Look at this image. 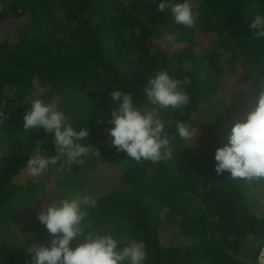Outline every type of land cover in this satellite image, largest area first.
Masks as SVG:
<instances>
[{
    "label": "trees",
    "instance_id": "trees-1",
    "mask_svg": "<svg viewBox=\"0 0 264 264\" xmlns=\"http://www.w3.org/2000/svg\"><path fill=\"white\" fill-rule=\"evenodd\" d=\"M191 3L199 16L188 28L160 11L156 0H0V264H29L23 246L15 245V226L28 216L25 240L33 247L44 245L51 237L38 215L78 192L58 179L54 190H37L46 193L43 197L32 203L25 199L27 207H40L34 215L8 203L24 191L15 179L27 169L37 144L43 142L45 155H56L51 134L24 129L23 117L36 98L55 104L77 129L87 127L85 143L99 151L71 171H58L59 164L47 170L49 177L85 170L94 175L84 194L97 206L87 209L85 231L93 227L112 234L127 227L130 236L122 242L144 241L146 264H255L264 245V185L232 180L228 173L218 176L214 155L264 87V40L250 28L255 15H264V0ZM10 28H17L15 35L2 40ZM226 56L228 67L222 64ZM159 71L189 81L183 87L190 103L158 109L172 157L136 162L112 146L110 92L122 89L138 107L152 110L145 88ZM252 82L256 85L248 87ZM231 84L236 89L224 94ZM209 90L212 103L204 97ZM12 105L17 109L10 113ZM179 121L198 128L197 137L180 139ZM169 161L174 167H168ZM106 173L120 176L119 187L102 194ZM187 196L201 202L200 216L189 212ZM163 225L179 237L177 244H161Z\"/></svg>",
    "mask_w": 264,
    "mask_h": 264
},
{
    "label": "clouds",
    "instance_id": "clouds-1",
    "mask_svg": "<svg viewBox=\"0 0 264 264\" xmlns=\"http://www.w3.org/2000/svg\"><path fill=\"white\" fill-rule=\"evenodd\" d=\"M160 11L171 14L173 22L192 28L199 12L194 11L191 0H156ZM256 39L264 40V15L257 14L250 23ZM174 39V37H170ZM180 80L167 71H159L149 78L145 94L152 110L138 107L131 94L122 89L110 92L114 105L112 127L108 130L112 146L126 153L136 162L148 160L159 163L172 157L171 139L158 109H181L190 103V97ZM3 114H0V118ZM24 129H43L51 134L56 155H45L43 142H39L29 157L26 168L31 177H40L50 166L60 165L58 171H71L73 165H84L99 151L85 143L89 136L87 127L73 126L72 120L55 104L35 99L24 117ZM2 122V121H0ZM199 129L179 121L176 135L182 140L197 137ZM215 172L218 176L229 174L232 180L264 185V87L255 103L235 121L228 131L226 142L215 151ZM96 200L76 192L58 203H52L38 215L51 239L42 246L30 248L31 264H146L147 246L142 240L123 243L114 235L100 232L85 233L87 209L95 208ZM81 242L73 247L76 240ZM255 264H264V245L260 246Z\"/></svg>",
    "mask_w": 264,
    "mask_h": 264
},
{
    "label": "rangeland",
    "instance_id": "rangeland-1",
    "mask_svg": "<svg viewBox=\"0 0 264 264\" xmlns=\"http://www.w3.org/2000/svg\"><path fill=\"white\" fill-rule=\"evenodd\" d=\"M16 26H18V25H16ZM16 29L10 28L6 33H4V35H2L1 39L3 40L4 38L6 39L9 36L15 35ZM200 45L202 47V41L201 40H200ZM204 47L206 48L205 49L206 51H210V49H212V45H210V46L204 45ZM226 58L228 60L230 58V56H226L225 58L223 57L222 64L225 67H228V65L226 64ZM207 72H208V74L210 73V75H214L213 72H211L210 70H207ZM255 85H256V82L248 83V87H250V88L252 86H255ZM236 87H234L232 84L228 85V87L226 88L227 90L224 92V94L227 91H233L234 89H236ZM217 89H218V87L216 86L213 90L215 91ZM213 90H209L204 96L206 98V101H209V103H212L215 99L212 96L210 97V94L212 93ZM237 91H238V89H237ZM240 95L243 99H245V93L241 92ZM233 99H234L233 97H230V100H231L230 103H232ZM223 102H227V99H226V101H223ZM14 107H15V105H12L7 110L10 113H12V111H15L17 109L16 107L15 108ZM13 108H14V110H13ZM0 134L2 135L3 132ZM168 167H174V164L169 161ZM61 173L63 175L58 174L57 176L53 177L50 174V177H49V172L46 170L45 173L43 175H41L40 177H31L30 175H28V172L26 169L22 175H20L19 177H17L15 179V184H17V186H18L17 189L22 188L24 191L16 193L14 196V199H11L8 203H12L17 210H21L23 212L26 211L25 209L28 208L29 210L26 212L28 213L31 211L30 212L31 214H29V215H34L38 211V208H40V207L34 206V207H36V209H33L34 207H27L26 205H28L29 201H27L25 203V199L29 197L31 199L30 203H32L34 200H36L38 198V196L43 197L46 194L42 191H38V194H37L38 189L45 190V189L51 188L50 191H52V189L54 190L56 180L59 179V181L61 183L67 184V187H71L70 189H73V191L77 190L78 192L84 194V193H87L88 190H90V184L92 185L95 181V180H93V181L90 180V178L94 175L91 174L88 170H85L84 172L82 171L80 175H78V176L76 175V176H72V177L69 176L67 172H65V173L61 172ZM175 173L176 172H173V174H175ZM95 176H96V174H95ZM119 177L120 176L117 175L116 173L110 174V175H108V173H106L105 175H102V180L104 181L105 186H104V189L101 190V193L107 194L109 192V189H114V188L119 187ZM25 191L27 192L28 195L23 193ZM63 198H66L65 195L63 196ZM250 198H252V197H250ZM186 199H188V203H187L186 207L188 208L189 212L191 214L200 216L202 214V212L204 211V208H203L201 202L199 200H197L193 197H189V196H187ZM2 213H3V210H2ZM162 217H163V215H162ZM28 218L29 217L27 216L25 220H20L18 222V226L17 225L15 226V230L18 234L17 239L15 236V240H16L15 245L18 247H20L21 245L23 246V251H21V252L23 254H25L26 256L30 257L29 264H31V261L33 259V254L30 253L29 249L33 248V245L31 244L30 241L25 240V238L28 237V234L25 232V228L28 226L27 225ZM160 228H161L160 229L161 244L169 247L170 245H174V244H177L179 242V237L176 235V233L174 231L170 230L166 225H163ZM89 231L96 232L97 229L96 228L93 229V227L87 228L85 233H87ZM112 235H114L116 238H119L121 240H125V238H128L130 236V233H129V229L127 227L122 226V227H120V231L113 232ZM79 242H81V240H79Z\"/></svg>",
    "mask_w": 264,
    "mask_h": 264
}]
</instances>
